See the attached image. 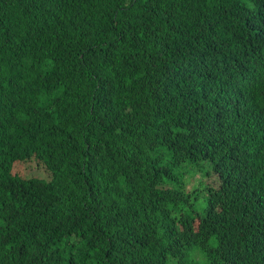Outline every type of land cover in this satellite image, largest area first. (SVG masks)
<instances>
[{"label": "trees", "instance_id": "1", "mask_svg": "<svg viewBox=\"0 0 264 264\" xmlns=\"http://www.w3.org/2000/svg\"><path fill=\"white\" fill-rule=\"evenodd\" d=\"M0 264H264V0H0Z\"/></svg>", "mask_w": 264, "mask_h": 264}, {"label": "rangeland", "instance_id": "2", "mask_svg": "<svg viewBox=\"0 0 264 264\" xmlns=\"http://www.w3.org/2000/svg\"><path fill=\"white\" fill-rule=\"evenodd\" d=\"M247 4H249L248 2H246ZM16 168H20V172L19 174L24 177V178H30V177H40L42 179L46 178V174L44 172V170L40 167H38L37 165H35L34 162H30V163H16L13 167V171H16ZM198 178V175H194L193 178L190 180V178H188L186 181L188 183H190L189 187H191V182H194V180H196Z\"/></svg>", "mask_w": 264, "mask_h": 264}, {"label": "clouds", "instance_id": "3", "mask_svg": "<svg viewBox=\"0 0 264 264\" xmlns=\"http://www.w3.org/2000/svg\"><path fill=\"white\" fill-rule=\"evenodd\" d=\"M38 178H40V177H38ZM42 179V178H41Z\"/></svg>", "mask_w": 264, "mask_h": 264}]
</instances>
